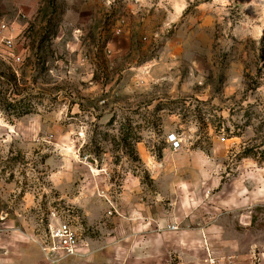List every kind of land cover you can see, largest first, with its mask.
Segmentation results:
<instances>
[{
  "label": "rangeland",
  "instance_id": "1",
  "mask_svg": "<svg viewBox=\"0 0 264 264\" xmlns=\"http://www.w3.org/2000/svg\"><path fill=\"white\" fill-rule=\"evenodd\" d=\"M0 264H264V0H0Z\"/></svg>",
  "mask_w": 264,
  "mask_h": 264
},
{
  "label": "built area",
  "instance_id": "2",
  "mask_svg": "<svg viewBox=\"0 0 264 264\" xmlns=\"http://www.w3.org/2000/svg\"><path fill=\"white\" fill-rule=\"evenodd\" d=\"M173 149L182 146V140L176 134H171L169 139ZM80 237L77 230L68 221L59 222L50 226L48 242L44 244V251L48 258L59 261L64 257L77 255L80 252Z\"/></svg>",
  "mask_w": 264,
  "mask_h": 264
},
{
  "label": "crops",
  "instance_id": "3",
  "mask_svg": "<svg viewBox=\"0 0 264 264\" xmlns=\"http://www.w3.org/2000/svg\"><path fill=\"white\" fill-rule=\"evenodd\" d=\"M81 248V247H80Z\"/></svg>",
  "mask_w": 264,
  "mask_h": 264
}]
</instances>
